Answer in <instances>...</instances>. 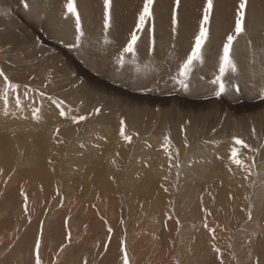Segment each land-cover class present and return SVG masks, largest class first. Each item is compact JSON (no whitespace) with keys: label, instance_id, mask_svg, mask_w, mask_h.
Masks as SVG:
<instances>
[{"label":"rangeland","instance_id":"374dc122","mask_svg":"<svg viewBox=\"0 0 264 264\" xmlns=\"http://www.w3.org/2000/svg\"><path fill=\"white\" fill-rule=\"evenodd\" d=\"M76 2L80 15V32L76 31L75 17H71L64 8L65 0H0V71L5 73L9 81L20 86L15 93L8 90L9 115L5 116L6 86L3 77H0V264H35L37 241H40L41 264H123L126 235L138 239L142 236L145 238L147 232L144 231L148 230L146 224L142 223L150 225L154 222V216H163V212L157 211L159 207L166 212L174 208L173 211L178 213L177 218L167 220L158 217L160 221L156 232L158 234L160 232V238H154V242L149 238L140 243L144 249L142 248V251L140 249L138 260L133 263L128 258L129 264H146L145 260L155 259L160 252L168 254L171 249L161 238L163 237L161 232L164 231V226L170 223V229H174L171 232L175 231L173 237H176V241L179 238L178 248L182 246L179 243L181 238V243L185 244L184 238L189 240L193 235L192 254L184 264H221V259L222 264H264V255H261L260 249V242L264 240V154L257 157L259 149L257 147L264 145L262 96L261 106L258 102L251 103L242 98L238 104L245 105L246 111L231 117L238 132L236 135L245 140L247 145H251H249L251 150L240 146L234 147L238 151L237 159L241 161V165L233 163L231 153L234 148L229 151H220L221 149L218 151L215 149L216 145L212 149L208 142L204 145L207 150L199 149L205 143L203 142L205 139L210 141L209 139L214 138L212 136L214 129L216 133L222 126L221 120L225 119V115L222 118L224 111L222 110V113L217 111L220 101L216 99H209L208 103L211 106L208 108L192 110L191 116L201 119L204 123H189V127L181 121V113L178 111L183 112L184 106L171 104L173 109L171 105L160 106L162 121L157 122L152 115L155 114L154 109L158 105L137 103L142 106V110L133 109L137 111L136 115L130 113L126 121L138 124L140 120L143 122V131H139L138 136L133 126H129L132 129L125 127V136L131 137L129 142L120 135L118 128L112 130L108 126L106 129L110 131L102 130L101 125L105 123L104 114L113 110L115 102V100L111 102L109 98L116 97L117 100H121L128 98L129 95L140 98L150 95L138 94L133 90L128 93L124 90L126 87L119 83L115 81L110 83L103 79L95 68L92 70L83 60L71 53L62 40L65 33H71L70 39L74 40L78 49L90 47L86 50L87 55L90 53V56L94 55L93 57H97L102 64L112 63L119 65L120 68L117 56L130 38V33L136 31L139 36L137 52L132 57L126 55L125 59L129 57L135 60L142 56L139 49L144 44L149 48L145 55L146 59L148 62L157 61L155 67H159L160 64L168 67V62L177 66L189 53L194 37L198 34L207 0H180L179 6L176 5V0H153L152 15L139 31L136 25L144 0H111L110 8L107 9L109 15L107 29L104 27L106 11L104 0ZM240 2L241 0H213V9L206 26L209 39L203 50V61L215 51L219 55L222 54L226 36L234 33ZM25 3L29 5L28 8L24 7ZM174 13L175 25L172 22ZM244 15L245 30L236 37L233 44L232 58L237 68L232 73L239 79L238 74L246 70L245 72H252L253 77L251 75L248 77L256 79L261 76L263 81L264 0H247ZM87 23L94 29L92 33L95 35L86 30ZM87 35L94 37L89 38ZM96 40L101 44L98 45ZM162 43L167 45L165 53L156 50L160 44L163 46ZM177 47L183 50L181 59ZM110 55L111 57H107ZM66 59L73 67L68 71L72 77L62 79V68L69 69ZM240 62L246 66L241 68L242 64L238 66ZM197 64L190 74L191 80L195 76L197 77L195 79L202 78ZM124 66L127 67L125 63ZM249 67L251 71H247L250 70ZM177 69L175 71H178ZM215 70L218 75V66ZM175 76L173 75L174 78ZM226 76L224 82L233 79L227 74ZM74 77L76 78L72 81ZM250 78L249 80L253 81ZM88 80L92 82L89 83ZM210 80L208 82L211 84ZM159 81L154 82L156 87L167 86ZM152 85L153 83L149 84V87ZM26 88L38 91H30L25 96ZM71 90H74L72 94ZM40 93L44 95L41 96ZM17 98L21 100L20 108L16 107ZM53 100L63 101L65 106L68 104V107L63 108L64 116L59 114L61 109L52 102ZM138 101L139 98H136L135 102ZM212 101L217 104H213ZM73 102L75 109L69 107ZM255 105L259 106L255 108ZM33 108L40 109L39 119H33ZM96 108L101 109L99 114H95ZM203 111H207V115ZM199 113H202V116L198 115ZM81 115L87 119L74 122V118ZM206 121L212 128L207 129ZM151 123H154L155 127ZM200 130L204 131L202 135L198 132ZM190 131L198 133L191 136ZM155 132H158L154 135L155 139L151 138L150 134ZM109 134L118 135V143L122 145L120 149L125 147L124 143L135 150L132 148L127 152L119 150L120 154L116 155L110 153V150H107L108 153L99 148L97 150L100 143L108 144L105 140H110L106 139V135ZM166 137L170 142H165ZM148 144L162 151V154L167 150L168 154H163L164 162L159 166L163 167L162 169L158 168L152 174L146 175L147 173L143 172L147 171V167L155 168L152 163L156 160L151 154V149L146 152ZM184 147L189 149L184 152ZM170 157L171 160H167ZM98 158L102 162H99ZM198 169L203 173L199 171L197 174ZM159 171L160 174L157 175ZM196 185L199 192L195 193L194 201L184 194ZM25 195L27 212L24 210ZM165 200L167 202L163 203ZM152 207L154 211L151 210ZM95 218L101 222L98 224ZM203 220L211 223L210 227H205L208 231L205 239L207 238L209 249L213 250L216 245L222 248V252L217 253L218 262L201 260L204 252H198L200 245L195 242L194 235L199 234L202 227L200 225L196 229L193 227L195 223H201ZM214 231H222L220 234L222 237L219 235L221 239L216 240V236L213 237ZM112 238H116L118 244L117 247L110 249ZM178 252L179 250L174 253L178 255ZM142 258L145 260L142 261ZM179 258L182 259L181 255ZM192 258L195 260L191 262ZM184 259L181 261L184 262Z\"/></svg>","mask_w":264,"mask_h":264},{"label":"bare ground","instance_id":"6f19581e","mask_svg":"<svg viewBox=\"0 0 264 264\" xmlns=\"http://www.w3.org/2000/svg\"><path fill=\"white\" fill-rule=\"evenodd\" d=\"M31 10H32V8H30ZM35 12V11H34ZM26 13H28V12H26ZM29 13H30V11H29ZM36 13V12H35ZM37 13H38V11H37ZM36 13V14H37ZM30 15V14H29ZM39 15V14H38ZM28 16V15H27ZM41 17V16H40ZM83 19V18H82ZM69 20H70V18H69ZM84 21V20H83ZM86 21V20H85ZM49 24V23H48ZM53 24V23H52ZM84 24H86V23H84ZM88 24V23H87ZM160 25V24H159ZM46 26L48 27L49 25H47L46 24ZM103 26V25H102ZM157 26V25H156ZM162 26V25H161ZM160 26V27H161ZM85 27H86V30H88V32L89 33H91V34H94V33H92V31L94 30L92 27H91V25L89 26V24L88 25H85ZM216 27V26H215ZM48 29V28H47ZM97 30V29H96ZM70 31V30H69ZM157 31V30H156ZM160 31H161V29H160ZM159 31V33H161ZM87 32V33H88ZM100 32H101V30H100ZM104 33V32H103ZM158 33V32H157ZM63 34H64V32H63ZM70 34L71 33H65L64 35H63V38H62V40L64 41V43H65V45L67 46V48L68 49H70V52L71 53H73L78 59H80L81 61L83 60V62H84V64H86V65H88V66H90L91 68H92V70L95 68L97 71L96 72H98V74H99V76H101V77H103V79L105 78V80H107V81H109L110 83H114V81L115 82H117V83H119L121 86H123V87H126V88H124V90L125 91H127L128 93H131V91L133 90L134 92H136V93H143V94H149L150 96H146V95H144V98H140V97H135V96H130L129 95V97L128 98H122L121 100H117L116 99V97H112V98H109L110 99V101L111 102H113L114 100H115V102H114V106H112L113 107V110H111L108 114H104V119H105V123H103L102 125H101V127L103 128L102 130L103 131H110V130H107L108 128V126L110 127V128H112V130H114L113 128H118V129H121V120H124L125 121V127H129V126H133V128L135 129V134L136 135H138V136H140V132L139 131H143L142 130V123H141V121L139 120V122H138V124H136V123H133V122H131V121H126L127 119H128V116H129V114L130 113H134L135 115H136V113H137V111L136 110H133V109H135V108H139V109H141L142 108V106H140V105H152V106H156V105H158L154 110H155V114L153 113V112H151V113H153L154 115H152L153 117L155 116V118H156V120H157V122H160V120H161V115H162V111H160L159 109H160V106H165V105H179V106H184V108H185V110H183V112H181V110H178L179 111V113H181V117H182V122L183 123H185L186 124V126H187V124H188V126L187 127H189V123H192V124H196V123H199V122H203L201 119L199 120L198 118L197 119H195L193 116H191L193 113H192V110H201V109H204V108H208V107H210L211 105L208 103L209 102V99L210 100H213V99H216V100H218V101H220L219 103L220 104H218L219 106L217 107L216 105H215V107H217V111H219V112H221L222 113V110L224 111L222 114H223V116H222V118L224 117V115H225V119L223 118L221 121H222V126L218 129L217 127V131H216V133H215V129H214V134H212V136L214 137V138H212V139H209L210 141H207V139H205L203 142H205L202 146H201V148H199V149H204L203 151H205V150H207L206 149V146H204L206 143H208V144H210V146L212 147V149H214V145H216L217 147H215V149H221L220 151H222V150H225V151H229V150H232L234 147H236L237 145H234V143H233V137H237V138H239V136H237L236 134L238 133L236 130L237 129H235V127L233 126L234 125V123H233V121H232V119H231V117H233V115L235 114H239V113H243V112H245L246 111V108H245V105H241V103L240 104H238L239 102H241L242 101V98H244V99H247V102H251V103H254V102H258L259 103V105L261 106V100H262V98H261V93H264V86H263V83H264V80L262 81L261 79L263 78H256V79H252V78H250V77H248V76H252V72L250 73V72H240L239 74H238V76L240 77L239 79H237L236 77H235V75L230 71L227 75L230 77V78H233L232 80H230V81H228V80H226L224 83H225V92L223 93V94H221L220 96H217L215 93H216V91L218 90V86L217 85H214L213 83H211L210 84V82H208L210 79V81L212 82L215 78H216V76H217V73H216V68H217V66H218V57H219V54L218 53H216V51L214 52V53H212L211 55H209V56H207V58H206V61H203L202 63H200L199 65H198V70H200V72H201V76H202V78L201 79H195V78H197L196 76H195V78L193 79V80H191V76L189 77L190 78V80H187L186 81V83L188 84V87L187 88H184L183 86H181L179 83H177V77L175 76V75H177L178 76V71H175L177 68L176 67H178V65L176 66L174 63H169L168 62V67L166 66V65H163V64H160L161 65V68H160V65L159 64H157V65H159V67H155V65H156V63L155 62H157V61H155L154 60V62H148V60L146 59V56L145 55H147V53H148V51H149V48L148 47H146V45H144V44H142L141 46L142 47H140V49H139V51H140V53L141 54H143L142 56H140V57H138V59H136L135 58V60H132L131 58H129L128 57V59H125V60H127L126 62L124 61V63H125V65H127V67L126 66H124V64H123V66H121L120 68H119V65H113L112 63H110V64H102L100 61H98L99 59H96V58H94L93 56H90V53H89V55H87L86 54V50H89L90 49V47H86L84 50H81L80 48L78 49L77 48V46H76V44H75V42H74V40H71L70 39ZM97 34V33H96ZM165 34V33H164ZM167 34V33H166ZM85 35V34H84ZM90 35V34H89ZM89 35H87L88 37H89ZM95 35V34H94ZM158 35V34H157ZM160 36H161V34H159ZM168 35V34H167ZM164 36V35H163ZM166 36V35H165ZM87 37V38H88ZM94 36H90L89 38H93ZM86 38V39H87ZM100 38V37H99ZM98 38V39H99ZM143 38H144V36H143ZM212 38V37H211ZM85 39V38H84ZM95 39V38H94ZM93 39V40H94ZM101 39V38H100ZM214 39V38H213ZM102 40H104V38L102 39ZM144 40V39H143ZM152 40V39H151ZM158 40V39H157ZM87 41V40H86ZM97 41V40H96ZM163 41V40H162ZM213 41V40H212ZM83 42V41H82ZM81 42V43H82ZM98 42V41H97ZM102 42H104V41H102ZM112 43H113V41H111ZM142 42V41H141ZM63 43V42H62ZM63 43V44H64ZM88 43V42H87ZM99 43V44H98ZM97 44L98 45H100L101 44V42H98ZM154 43V42H153ZM166 43V42H165ZM165 43H162L163 44V46L161 47V44H160V47L159 48H157L156 50H157V52H162V53H165L166 52V49H165ZM93 44V43H92ZM156 44V43H155ZM88 45V44H87ZM147 46H148V44H147ZM91 47H93V46H91ZM157 47V46H156ZM166 47H167V45H166ZM186 47V46H185ZM138 48H139V46H138ZM152 48V47H151ZM94 49V48H93ZM119 49V48H118ZM177 49H178V47H177ZM169 50V49H168ZM175 50V49H174ZM173 50V51H174ZM179 51V53H180V59L182 58V56H181V53H182V49L180 48V49H178ZM188 50V49H187ZM172 51V52H173ZM176 51V54H177V50H175ZM88 52V51H87ZM108 52V51H107ZM156 52V51H155ZM172 52H170V53H172ZM186 53V52H185ZM184 53V54H185ZM91 54H93V53H91ZM110 54V53H109ZM173 54V53H172ZM61 55H62V53H61ZM139 55V54H138ZM164 55V54H163ZM175 55V54H174ZM178 55V54H177ZM245 55H247V54H245ZM258 55V54H257ZM257 55H256V57H257ZM161 56V55H160ZM172 56V55H171ZM176 56V55H175ZM261 56V55H260ZM263 56V55H262ZM106 57V56H105ZM107 57H111V55L110 56H107ZM132 57V56H131ZM178 57V58H179ZM264 57V56H263ZM151 58V57H150ZM258 58V57H257ZM69 59V58H68ZM71 59V58H70ZM152 59V58H151ZM175 59V58H174ZM252 59V58H251ZM259 59V58H258ZM67 60V59H66ZM105 60V59H104ZM171 60H173V59H171ZM177 60V59H176ZM175 60V61H176ZM112 61V60H111ZM150 61V60H149ZM152 61V60H151ZM164 61V60H163ZM174 61V60H173ZM252 61V60H251ZM67 63H68V66H69V69H66V68H62V71H63V78L62 79H69L70 77H72V75H69V70L71 69V68H73L71 65H70V62H68V60H67ZM74 63V62H73ZM104 63H105V61H104ZM160 63V62H159ZM176 63V62H175ZM179 63V62H178ZM64 64V63H63ZM242 63L240 62V64H238V66H240ZM170 65V66H169ZM244 65H245V63H244ZM244 65L242 64V66H241V68H243L244 67ZM85 66V65H84ZM246 66V65H245ZM60 67H62V66H60ZM57 68V67H56ZM157 68H158V71H157ZM246 68V67H245ZM244 68V69H245ZM243 69V70H244ZM247 69V68H246ZM249 69L250 70H247V71H251V68L249 67ZM178 70V69H177ZM259 70H260V68H259ZM157 71V72H156ZM252 71H253V69H252ZM263 71V70H262ZM72 72V71H71ZM80 73V72H79ZM254 73V72H253ZM75 75H77V73H74ZM196 74V73H195ZM254 74H256V72L254 73ZM253 74V75H254ZM173 75L175 76V78L173 77ZM194 75V74H193ZM204 75V76H203ZM74 76V75H73ZM78 76V75H77ZM257 76H259V75H257ZM227 77V76H226ZM226 77H225V79H226ZM253 77V76H252ZM256 77V76H255ZM76 77H74V78H72V81L75 79ZM85 78V77H84ZM87 78V77H86ZM199 78H200V76H199ZM249 78L250 79H252L253 81H250L249 80ZM100 79H102V78H100ZM85 80H87V79H85ZM156 80H160L159 82L160 83H163V84H166L167 86L166 87H163V88H159V87H156L155 85H154V82L156 81ZM67 81V80H66ZM89 81V80H88ZM94 81V80H93ZM92 82V81H91ZM90 81H89V83H91ZM99 83V82H98ZM100 83H102V82H100ZM151 83H153V85L152 86H150L149 87V84H151ZM97 85V84H96ZM99 85V84H98ZM97 85V86H98ZM240 85V87H238ZM84 87V86H83ZM103 87V86H102ZM105 87V86H104ZM103 87V88H104ZM130 88H133V89H130ZM86 89V88H85ZM136 89V90H135ZM88 90V89H87ZM74 92V90H71L70 91V93L72 94ZM97 93V92H96ZM133 93V92H132ZM91 94H93V93H91ZM113 94H115V92H113ZM120 94H123V93H120ZM82 94H80V96H81ZM89 95H90V93H89ZM102 96V95H101ZM124 96V95H123ZM212 96H217V98H212ZM79 97V96H78ZM88 97V96H87ZM96 97V96H95ZM126 97V96H125ZM90 98V97H89ZM136 98L138 99L139 98V101L138 102H135V100H136ZM71 100H74V98H70ZM264 99V98H263ZM64 100V99H63ZM201 100H203V101H201ZM204 100H205V102H204ZM215 100V101H216ZM65 101V100H64ZM193 101H195V102H193ZM200 101V102H199ZM218 101H216V102H218ZM140 102H142L140 105H138L137 103H140ZM197 102V103H196ZM216 102H214V101H212V103L214 104V103H216ZM217 104V103H216ZM68 104H66V106H67ZM171 105V106H172ZM259 105H255L254 107L255 108H257ZM65 106V103H63V105H62V107L63 108H65L66 107ZM134 106V107H133ZM68 107V106H67ZM69 107H71V108H74L75 109V107H74V102H73V105L72 106H69ZM77 108V107H76ZM167 108V107H166ZM174 108H176V107H174ZM212 108V107H211ZM144 109V108H143ZM164 109V108H163ZM168 109H169V106H168ZM172 109H173V106H172ZM179 109V108H178ZM79 110H81V109H79ZM131 110H133V111H131ZM142 110V109H141ZM140 110V111H141ZM165 110V109H164ZM206 110V109H205ZM213 110H214V108H213ZM78 111V110H77ZM139 111V112H140ZM150 111V110H149ZM175 111V110H174ZM210 111V110H209ZM208 111V112H209ZM261 111V110H260ZM80 113H81V111H79ZM167 112V111H166ZM203 112H205V111H203ZM207 112V111H206ZM206 112L204 113L205 115H207L206 114ZM212 112V110L210 111V113ZM215 112H216V110H215ZM150 113V112H149ZM190 113H192V114H190ZM209 113V114H210ZM213 114H214V112H212ZM256 113H258L257 111H256ZM260 113H262V112H260ZM259 113V114H260ZM141 114V113H140ZM177 114V113H176ZM208 114V115H209ZM213 114H211V119H212V115ZM198 115H201L202 116V113H199ZM217 115V114H216ZM251 115V114H250ZM215 116V115H214ZM220 116V118H221V115H219ZM152 117V118H153ZM199 117V116H198ZM254 117V116H253ZM260 117V116H259ZM259 117L257 118V119H259ZM154 118V119H155ZM164 118V117H163ZM162 118V119H163ZM176 118V117H175ZM177 118H179V117H177ZM205 118H206V116H205ZM208 118V117H207ZM210 118V117H209ZM235 118V117H234ZM255 118V117H254ZM67 119V118H66ZM149 119H151V118H149ZM180 119V118H179ZM218 120H219V118H217ZM237 119V118H236ZM153 120V119H152ZM155 120V121H156ZM206 120V119H205ZM218 120H217V122H218ZM256 120V119H255ZM151 121V120H150ZM162 121V120H161ZM208 121H209V119H208ZM215 121H216V119H215ZM156 122V123H157ZM216 122V123H217ZM257 122H258V120H257ZM262 122V121H261ZM155 123V122H154ZM153 123V124H154ZM204 123V122H203ZM152 123H151V125H153ZM192 124H191V126H192ZM200 124V123H199ZM206 124L208 125V127H207V129H209L211 126V124L209 125V123L206 121ZM205 124V126H207ZM219 124V123H218ZM257 124H259V123H257ZM184 125V124H183ZM219 125H221V124H219ZM156 126H157V124H156ZM185 126V127H186ZM190 126V127H191ZM194 126V125H193ZM259 126V125H258ZM153 127H155V124H154V126ZM262 127V126H261ZM107 128V129H106ZM129 128H131L132 129V127H129ZM150 128H152V127H150ZM192 128V127H191ZM212 128V127H211ZM263 128V132H264V127H262ZM133 129V130H134ZM155 129V128H154ZM186 129V128H185ZM188 129V128H187ZM205 129V128H204ZM258 129V128H257ZM117 130V129H116ZM115 130V131H116ZM125 130H127V129H125ZM199 130V129H198ZM195 131H197V130H195ZM195 131H193L194 133H192V131H190V135L191 136H193V135H196L198 132H201V135H202V132H204V131H198V132H195ZM112 132V131H111ZM128 132V131H127ZM130 132V131H129ZM152 132V131H151ZM151 132H149V133H151ZM207 132H208V130H207ZM212 132V131H211ZM148 133V134H149ZM210 133V132H209ZM245 133V132H244ZM133 134V133H132ZM145 134V133H144ZM155 134H158V132H155V133H152V134H150L151 136V138H154V135ZM239 135V134H238ZM245 135H246V133H245ZM244 135V136H245ZM147 136V135H146ZM159 136V135H158ZM157 136V137H158ZM241 136L243 137V134L241 133ZM156 137V136H155ZM107 138H110V140H105V141H107L108 142V144H106V143H104V142H102V143H100V145L97 147V150H98V148L101 150V151H106L107 152V150H110V153H113V155L115 154H120L119 153V150H123V152H127V151H129L131 148H132V146H127V144H125L124 145V143H123V146H125L124 148H122V149H120L121 147H122V145L120 144V143H118V141H119V139H118V135H115V136H113L112 134H109V135H106V139ZM149 139V138H148ZM155 139V138H154ZM245 141V140H244ZM158 142H159V140H158ZM126 143V142H125ZM154 143H156V142H154ZM163 143V142H162ZM247 143H249L248 141H247ZM146 144V143H145ZM151 144V143H150ZM150 144H148V149H146V152H149V149H151V151H152V153L151 154H153V156L156 158V160L154 161V163H152V164H154V166H155V168L154 167H152V168H149V167H147L146 169H147V171L146 172H143L144 174L145 173H147L146 175H148V174H152L156 169H158L159 168V166L160 165H162L163 164V160H162V157H165V156H163V154L165 153H167L168 154V152H167V150L162 154V151H160L159 149H155V148H153L154 146H151ZM207 144V145H208ZM153 145V144H152ZM163 145V144H162ZM165 145V144H164ZM250 145V144H249ZM106 146H108V147H106ZM156 146H157V144H156ZM251 146V145H250ZM145 147H147V146H145ZM254 147V146H253ZM96 148V147H95ZM136 148H137V146H136ZM257 148H259V149H257V157H260V156H262L263 154H264V145H262V146H259V147H257ZM133 149V148H132ZM189 148L188 147H184V152H186L187 150H188ZM210 149V148H209ZM239 149V148H238ZM255 149V148H254ZM133 150H135V149H133ZM161 150H162V148H161ZM218 150V151H219ZM100 151V152H101ZM116 153H115V152ZM144 151H145V149H144ZM150 151V152H151ZM97 152V151H96ZM182 152H183V149H182ZM181 152V153H182ZM256 152V151H255ZM108 153V152H107ZM109 153V154H110ZM190 153V152H189ZM199 153V152H198ZM100 154V153H99ZM123 154V153H122ZM149 154V153H148ZM202 154V153H201ZM251 154V153H250ZM104 156V155H103ZM203 156V155H202ZM215 156V155H214ZM223 156H224V154H223ZM222 156V157H223ZM106 157V156H105ZM111 157V156H110ZM117 157V156H116ZM167 157V156H166ZM198 157V156H197ZM206 157V156H205ZM221 157V156H220ZM151 158V157H150ZM154 158V159H155ZM219 159V158H218ZM167 160H171V159H167ZM167 160H166V163H167ZM98 161H99V158H98ZM194 161V160H193ZM192 161V162H193ZM219 161V160H218ZM221 161V160H220ZM99 162H102V161H99ZM197 162V161H196ZM214 162H217V161H214ZM225 162V161H224ZM194 163V162H193ZM200 165V164H199ZM229 165V164H228ZM150 166V165H149ZM198 165H196V167H197ZM235 166V165H234ZM115 167V166H114ZM163 167H160L159 169H162ZM198 168H200V166H198ZM241 169V168H240ZM111 170V169H110ZM113 170V169H112ZM233 170V169H232ZM199 169H198V173L197 174H199ZM161 172L163 173V171L161 170ZM201 172V171H200ZM205 172V171H204ZM201 173H203V172H201ZM160 174V171H159V173H157V175H159ZM163 176H164V173H163ZM165 176H167V175H165ZM169 176V175H168ZM247 184V183H246ZM243 185V184H242ZM199 187V186H198ZM239 188V187H238ZM234 190V189H233ZM181 191V190H180ZM197 191H198V189H197V185L196 186H194L193 188H189V192H187V193H185L184 195L185 196H187V197H190V198H192V199H194V201H196L195 200V198H194V196H195V193H197ZM235 191V190H234ZM248 191V190H247ZM179 192V191H178ZM199 192V191H198ZM236 192V191H235ZM238 193H240V192H238ZM238 193H236V194H238ZM245 195V194H244ZM222 198V197H221ZM218 199V198H217ZM167 201L165 200V201H163V203H166ZM193 203H195V202H193ZM217 204V203H216ZM215 204V205H216ZM193 205V204H192ZM157 207H159V205H157ZM140 208V207H139ZM142 208V207H141ZM149 208V207H148ZM154 209H156V208H154ZM173 209L174 208H171V210H168V212H166V211H164L163 209H161L160 207L157 209V211L158 212H163L164 213V215L163 216H154L155 217V219H153L154 220V222H151L150 223V225H148L147 223H142V224H146V229L148 230V231H144V232H147V235H146V237L145 238H143V236L141 237V238H139L138 239V237L137 238H133L132 236H127L126 235V253H128L127 254V256H128V258L130 259V262L131 263H133V261H135L139 256V252H140V249H141V251H142V244L140 245V243H142V242H144V241H146V240H148L149 238L151 239V242H154V238L155 239H157V238H160L159 236H160V232H159V234H158V232H156V227H158V222L160 221V218L158 219V217H164L163 219H167V220H171V219H173V218H177V216H178V213L177 212H175V211H173ZM151 210H153V207H152V209ZM145 211V209L143 210V212ZM154 211V210H153ZM141 212V211H140ZM142 212V213H143ZM148 212V211H147ZM147 212L145 213L147 216L149 215V214H147ZM149 212H150V209H149ZM105 214V213H104ZM140 214V213H139ZM150 217V216H149ZM96 219V218H95ZM162 219V220H163ZM96 221H97V223L99 224L101 221L99 220V219H96ZM102 221H103V219H102ZM146 222V221H145ZM150 222V221H149ZM164 222V221H163ZM172 222V221H171ZM168 224V223H167ZM210 222H207V220H203L201 223H195L194 224V229H196V228H198L199 227V225L202 227V229H201V231H200V233L199 234H195L194 235V238H195V242L197 243V244H199L200 246H199V248H198V252H204V256H202L201 258V260H205V261H215V262H218L217 261V257H218V254L217 253H219V252H222V248H220L219 246H217L216 245V248H214L213 250H212V248L211 249H209V247H208V244H207V238L205 239V236H207V233H208V231H207V229H205V227H210ZM103 225V224H102ZM175 225V224H174ZM171 228V223L169 224V225H165L164 226V231L163 232H161V234L163 235V237H161L165 242H166V246H168V248L169 249H171L170 250V252L167 254V253H165V252H160L159 254H158V256L155 258V259H147V260H145V259H143L142 258V261H146V264H148V263H152V264H154V261L156 262L155 264H184L187 260V258L190 256V254H192L191 252V250H192V246L193 245H191L193 242V235L191 236V238L188 240L187 238H184V240L186 241L185 242V244L182 242L181 243V241H182V238H181V240H180V244L182 245L180 248H178V239H177V241H176V237H173V236H175L173 233L175 232V231H173V233L171 232L172 230H174V229H170ZM172 228H173V226H172ZM175 228V227H174ZM139 229V228H138ZM145 229V230H146ZM193 229V230H194ZM263 229V228H262ZM198 230H200V229H198ZM45 231V230H44ZM112 231V230H111ZM119 232V231H118ZM211 232V231H210ZM215 233H213L212 235H214L213 237H215L216 236V240H217V238H219V239H221L220 238V234H221V232L220 231H214ZM134 233V232H133ZM181 233V232H180ZM109 234V233H108ZM175 234H177V233H175ZM110 235V234H109ZM118 235V234H117ZM120 235V234H119ZM137 235V234H136ZM143 235V234H142ZM220 235V236H219ZM178 236V235H177ZM124 237V236H123ZM128 237H129V239H128ZM130 237H132V238H130ZM136 237V236H135ZM197 237V238H196ZM209 237V236H208ZM222 237V236H221ZM118 238V237H117ZM203 238V239H202ZM218 239V240H219ZM206 242V244H203V242ZM150 242V243H151ZM261 242H263V243H261ZM261 242H260V245H261V247H260V249L262 250L261 251V255H264L263 253H264V240L262 241L261 240ZM85 243H86V241H85ZM149 243V242H148ZM110 249L112 248L113 249V247L115 246V247H117V244H118V241H117V239L116 238H112V241L110 242ZM120 244V243H119ZM154 244V243H153ZM152 244V245H153ZM168 244V245H167ZM215 246V245H214ZM93 247H95V246H93ZM118 247H119V245H118ZM149 247H151V246H149ZM195 247V246H194ZM124 248H125V246H124ZM158 248V247H157ZM95 249L96 250H98V248L97 247H95ZM116 249V248H115ZM144 249V248H143ZM179 250V252H178V255H176L174 252L176 251L177 252V250ZM216 249H218L219 250V252H217L216 251ZM208 250L210 251V252H208ZM69 251V250H68ZM114 251V250H113ZM121 251V250H120ZM154 251H155V249H154ZM110 252H112V250L110 251ZM118 252H119V248H118ZM115 253V252H114ZM117 253V252H116ZM143 254V253H142ZM161 254H163L162 256H161ZM110 255V254H109ZM160 255V256H159ZM179 255H181V257H182V259H184V257H185V259H184V262H182L181 260H180V258H179ZM141 256V255H140ZM124 257V256H123ZM146 257V256H145ZM148 257H149V255H148ZM193 257H195V256H193ZM200 257V256H199ZM198 257V258H199ZM242 259V258H241ZM240 259V260H241ZM138 260V259H137ZM186 260V261H185ZM193 260H195V259H193L192 258V260H191V262L193 261ZM141 261V262H142ZM225 261L226 262H228V260H226L225 259ZM224 261V262H225ZM243 261H245V260H243ZM107 262V261H106ZM221 262H222V259H221ZM119 263V262H118ZM188 263V262H187ZM110 264V263H109ZM145 264V263H144ZM193 264V263H192ZM225 264H227V263H225Z\"/></svg>","mask_w":264,"mask_h":264},{"label":"snow or ice","instance_id":"6c2138e0","mask_svg":"<svg viewBox=\"0 0 264 264\" xmlns=\"http://www.w3.org/2000/svg\"><path fill=\"white\" fill-rule=\"evenodd\" d=\"M180 0H176V5L179 6ZM111 5V0H104V7H105V23L104 27L107 29L109 27V15L107 12V9L110 8ZM152 5H153V0H144V5L143 9L140 12L138 16V24L136 25L137 31L143 28L145 25L146 21L151 17L152 15ZM247 6V0H241L240 5H239V11L237 13V18L235 20V26H234V33L227 35L226 36V42L223 43L222 45V54L219 55L218 57V75L216 78L212 81L214 85L218 86V90L216 91V95L220 96L225 92V83H224V78L226 74L231 72L236 71V64L233 62L232 58V49H233V44L237 36H239L244 30H245V15H244V10ZM25 8H28L29 5L27 3L24 4ZM64 8L66 12L71 16L75 17V25H76V31L80 32L81 31V26H80V15L77 10V2L76 0H65L64 3ZM213 9V0H207L206 7L204 9V14L202 21L199 25V31L198 34L195 35L194 41L192 46L190 47V51L186 56L182 59V61L178 64V77H177V83H179L181 86L184 88L188 87V84L186 81L189 79L190 74L193 71L194 65L197 63H202L203 62V50L205 48V45L209 39V31L208 28L206 27L208 22H209V15ZM172 22L173 25L176 23V17L175 13L173 14L172 17ZM79 39V37H77ZM139 40V36L137 35V32L134 31L130 33V38L126 41V44L122 47L120 53L117 56V62L123 66L124 61H125V56L126 55H131L135 56L137 52V42ZM0 77H3L4 79V84H5V89H4V115L7 116L9 115L8 112V90H11L13 93L17 92L19 89L18 84H14L11 81H9L8 77L5 75L3 71H0ZM30 91H38V90H32V89H25L24 95L26 96L28 92ZM41 96H43V93H40ZM262 98H264V93L260 94ZM49 99H51L49 97ZM57 105L58 108H60V115L64 116L65 111L63 110V101H52ZM16 107L20 108L21 107V100L19 98L16 99ZM101 111L100 108H96L94 110L95 114H99ZM39 113L40 109L39 108H33L32 110V115L33 119H39ZM87 119L86 116L81 115L79 117L74 118V122H80ZM121 129H120V135L124 137L125 140L131 141V137L125 136V121L121 120ZM165 142L168 143L169 138H165ZM233 143L234 145L240 146L242 148H249L251 150L250 146L245 143V141L241 138L233 137ZM232 158H233V163L237 165H241V161L237 159L238 156V151L237 149L232 150ZM171 159V157H170ZM23 195V193H22ZM24 210L27 212V196H24ZM251 218V213H249V219ZM109 232H111V229L109 228ZM70 239V236H69ZM39 248H40V241H37L35 244V264H41V258L39 255ZM217 252H219L218 249H216ZM123 264H129L128 256L127 253H124L123 257ZM222 264V262H221Z\"/></svg>","mask_w":264,"mask_h":264}]
</instances>
